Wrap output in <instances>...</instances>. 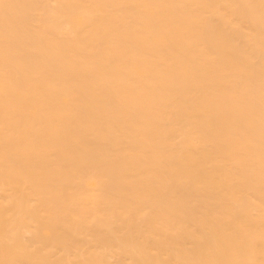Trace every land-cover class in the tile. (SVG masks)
Instances as JSON below:
<instances>
[{"label": "bare ground", "instance_id": "6f19581e", "mask_svg": "<svg viewBox=\"0 0 264 264\" xmlns=\"http://www.w3.org/2000/svg\"><path fill=\"white\" fill-rule=\"evenodd\" d=\"M0 264H264V0H0Z\"/></svg>", "mask_w": 264, "mask_h": 264}]
</instances>
